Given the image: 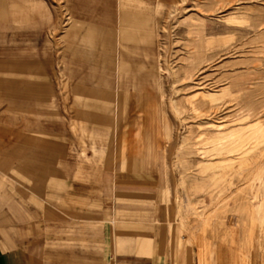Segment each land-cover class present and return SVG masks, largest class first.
<instances>
[{
  "label": "rangeland",
  "instance_id": "rangeland-1",
  "mask_svg": "<svg viewBox=\"0 0 264 264\" xmlns=\"http://www.w3.org/2000/svg\"><path fill=\"white\" fill-rule=\"evenodd\" d=\"M122 1L141 32L127 46L134 74L119 72L115 50ZM10 2L18 17L0 27V78L31 85L0 86V209L23 157L47 211L54 195L79 203L91 184L94 210L107 207L110 222L137 211L168 235L173 259L264 264V0ZM75 19L111 31L112 67L96 56L77 77ZM76 83L105 97L121 87L124 107L98 121L76 102ZM118 183L150 195L120 196Z\"/></svg>",
  "mask_w": 264,
  "mask_h": 264
},
{
  "label": "crops",
  "instance_id": "crops-1",
  "mask_svg": "<svg viewBox=\"0 0 264 264\" xmlns=\"http://www.w3.org/2000/svg\"><path fill=\"white\" fill-rule=\"evenodd\" d=\"M10 1L0 0V27L9 21H17L18 14L12 19L9 18V9L17 13L15 3L13 4L15 8H10ZM127 4L125 1L120 3L121 25L115 50L119 44L121 47L119 72L134 74L138 71L139 64L130 61L127 46L131 43L141 44V32L135 30L133 26L138 15L130 14L126 10ZM67 33L72 37L67 41L68 48L73 51V57L77 62V77H85L78 75L82 73L84 66L88 69L93 65L112 67L114 38L110 30L96 23L75 19ZM96 56L99 58L97 61L94 59L92 65V58ZM100 59H103V62H100ZM30 83L21 78L15 79L12 73L0 78V86H3L6 92L15 90L19 85L29 88ZM74 92L78 105L81 106L84 101L88 102V115L98 118V121H101L102 116L117 114V108L124 107V91L121 87L115 90L114 97L113 94L105 97L106 92L101 88H88L81 83L75 84ZM9 96L8 92L7 97ZM123 113L124 111L122 115ZM45 143L43 141L42 145ZM23 161L24 158L21 157L18 169L20 175L17 172L19 177L13 180L11 176L10 181L8 179L5 181V205L3 210L0 209V264H188L183 253H180L182 257L177 259L165 253V247L168 248L165 245V242L169 241L168 235L166 237L159 226L154 230V227L138 220L141 216L137 211H125L123 216L122 212L117 210L110 222L107 207L99 211L94 210L91 184H88L90 189L84 191L82 195L84 200L79 203L71 201L69 193L67 195L69 200L62 202L63 196L56 194L54 195L56 206L51 212L47 211L42 203L44 195L40 194L39 184H30L25 170L28 164H23ZM89 181L91 183L92 180ZM115 187L116 194L120 196L150 195L146 186L139 184L118 183ZM104 200L107 201V198Z\"/></svg>",
  "mask_w": 264,
  "mask_h": 264
}]
</instances>
